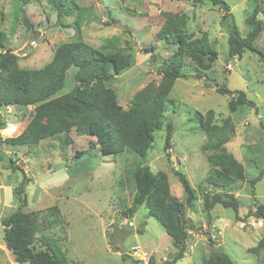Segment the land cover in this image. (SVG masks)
Here are the masks:
<instances>
[{
  "label": "rangeland",
  "instance_id": "1",
  "mask_svg": "<svg viewBox=\"0 0 264 264\" xmlns=\"http://www.w3.org/2000/svg\"><path fill=\"white\" fill-rule=\"evenodd\" d=\"M224 12L210 2L193 4L171 0H64L58 10L48 0L0 1V30L4 50L17 57L20 69H40L48 64L56 47L66 42L82 41L100 48L116 39V48L130 57V66L106 83L126 109L134 94L149 83L160 81L159 63L170 62L176 47L156 37L166 13L184 16V30L191 38L203 33L217 52L210 70L195 67L184 58L168 95L163 121L154 133L145 162L131 153L101 155L92 148L94 138L71 131L39 141L35 145L9 144L27 126L32 107H2L0 121V264H16L3 248L1 220L26 200L22 212L33 213L40 235L57 241L68 264H155L172 259L177 249L164 229L141 206L131 216L123 213L136 193L132 172L137 164L146 165L153 175L166 174L172 196L184 205V218L192 225L187 230L186 249L176 264H207L215 254L225 255L234 264H264V178L251 185L264 168V53L263 29L240 57L228 56V36L233 23L239 35L246 37V25L257 7L264 11V0H224ZM23 8V13L20 9ZM260 10V9H259ZM25 17L31 27L22 22ZM109 23V26H106ZM114 49V50H113ZM154 57V60L152 59ZM74 72H69L67 87H72ZM209 84V85H208ZM243 92L252 105L231 110L230 97L216 92V87ZM213 111L217 126L228 122L232 133L221 151L231 154L243 168V179L232 190L205 182L215 167L205 151V131L191 117ZM172 126L169 149H165L166 126ZM82 152V155L76 153ZM26 179L23 183L19 169ZM179 171L195 191L192 208L185 205L184 192L175 175ZM23 183V185H22ZM22 188L19 195L14 191ZM231 194L239 201L237 211L215 204L208 212L206 202ZM263 208L261 226L250 224L258 208ZM125 213V212H124Z\"/></svg>",
  "mask_w": 264,
  "mask_h": 264
},
{
  "label": "trees",
  "instance_id": "2",
  "mask_svg": "<svg viewBox=\"0 0 264 264\" xmlns=\"http://www.w3.org/2000/svg\"><path fill=\"white\" fill-rule=\"evenodd\" d=\"M1 1V0H0ZM22 5L32 0H20ZM64 0H48L50 6L59 9ZM175 2H189L200 4L210 2L220 8L223 21H226L229 7L224 0H171ZM260 9V10H259ZM23 8L20 12L23 13ZM264 11L255 8L246 25L250 26V33L242 38L232 23L228 36V56L240 57L246 50L255 51L251 43L262 31L263 22L256 16ZM165 22L157 32L156 37L168 45L176 47L175 57L170 62L159 63L160 81L158 84L149 83L137 91L132 97L128 108H122L116 99L114 91L106 83L114 79L119 73L130 66V57L122 54L116 48V39L108 40L100 48H94L82 41L66 42L56 47L51 61L40 69H20L17 57L10 50H4L3 32L0 30V108L32 107L33 115L22 133L9 144L35 145L39 141L65 134L66 143L71 139L67 136L71 131L76 135L94 138L92 148H97L101 155H121L131 153L145 162L147 152L154 141V133L159 130L164 112L167 108L168 95L175 80L184 77L180 69L184 58H188L198 69L210 70L217 60L218 54L209 44L207 34L198 38H191L184 30V16L166 13ZM22 22L31 27L27 18ZM109 26V23H106ZM114 50V49H113ZM264 62V53L257 52ZM154 60V57H152ZM74 72L72 87L68 92L61 93L67 85L69 72ZM209 85V84H208ZM216 87V92L230 97L228 107L231 110L252 105L247 101L243 92H232L226 87ZM214 113L208 110L204 115L194 113L191 121L197 123L206 135L203 145L205 151H215L208 156V161L215 167L213 174L206 177L205 182L224 190H232L243 179V168L236 159L221 151L230 139L232 128L228 122L217 126L213 123ZM264 129V124H262ZM6 124L0 121V130H5ZM172 126L167 124L165 149H169ZM82 152L76 155H82ZM24 183L25 172L18 167ZM183 189L184 202L192 208L195 191L187 179L179 171H175ZM264 178V168L250 184ZM136 193L131 206L123 213L124 217H131L139 207L143 206L147 215L157 220L166 235L172 240L177 249L172 259L161 264H176L185 253L187 230L192 228L184 218V205L170 193L168 179L165 173L153 175L146 165L137 164L132 172ZM22 183V185H23ZM22 188L15 190L19 195ZM226 199L220 196L213 201L206 202L205 208L209 212L215 204L224 208L232 207L236 211L239 201L231 194ZM26 200L20 198L19 207L9 216L2 218V242L11 254L16 264H68V259L58 247L57 241L51 237L40 235L33 213L22 212ZM258 208L254 216L262 215ZM148 264H155L152 259ZM207 264H234L225 255H213Z\"/></svg>",
  "mask_w": 264,
  "mask_h": 264
},
{
  "label": "built area",
  "instance_id": "3",
  "mask_svg": "<svg viewBox=\"0 0 264 264\" xmlns=\"http://www.w3.org/2000/svg\"><path fill=\"white\" fill-rule=\"evenodd\" d=\"M250 224L253 226H261L262 225V219L255 218L253 221L250 222Z\"/></svg>",
  "mask_w": 264,
  "mask_h": 264
},
{
  "label": "crops",
  "instance_id": "4",
  "mask_svg": "<svg viewBox=\"0 0 264 264\" xmlns=\"http://www.w3.org/2000/svg\"><path fill=\"white\" fill-rule=\"evenodd\" d=\"M8 107H10V106H7V108H8ZM4 247H5V246L3 245V248H4Z\"/></svg>",
  "mask_w": 264,
  "mask_h": 264
}]
</instances>
